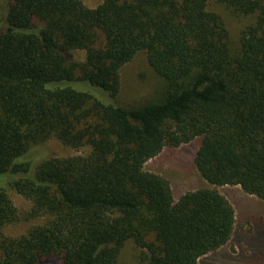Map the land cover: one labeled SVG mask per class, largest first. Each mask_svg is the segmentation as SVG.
I'll return each mask as SVG.
<instances>
[{
  "label": "trees",
  "instance_id": "trees-1",
  "mask_svg": "<svg viewBox=\"0 0 264 264\" xmlns=\"http://www.w3.org/2000/svg\"><path fill=\"white\" fill-rule=\"evenodd\" d=\"M210 0H8L0 29V264H197L231 238L234 209L214 188L176 200L143 165L165 146L197 141L193 165L212 186L264 201V0H216L254 16L238 49ZM84 51L82 61L73 51ZM138 51L167 85L162 99L115 104L119 69ZM55 137L85 155L33 166ZM12 189L46 216L25 235Z\"/></svg>",
  "mask_w": 264,
  "mask_h": 264
},
{
  "label": "rangeland",
  "instance_id": "rangeland-1",
  "mask_svg": "<svg viewBox=\"0 0 264 264\" xmlns=\"http://www.w3.org/2000/svg\"><path fill=\"white\" fill-rule=\"evenodd\" d=\"M7 1L0 0V29L8 7ZM80 1L90 9L101 2V0ZM207 8L220 16L228 32L232 49H238L241 33L245 26L254 21V16L236 13L216 0H210ZM73 55L76 60L82 61L85 53L74 50ZM166 88V82L149 67L145 51H138L119 69V89L115 104L131 107L159 101L165 94ZM197 144V141H192L178 147L165 146L157 156L146 161L143 168L167 180L175 200L188 191L214 188L233 207L235 223L230 240L217 251L201 257L197 264H264V201L243 192L239 186H212L205 182L193 165ZM88 152V147L74 149L62 145L55 137H50L32 145L24 158L36 166L46 159L85 155ZM7 194L16 209L17 219L1 227L5 236L25 235L30 228L44 223L46 216H28L32 206L30 200L12 189H7ZM139 257L140 249L131 241H127L116 264H139Z\"/></svg>",
  "mask_w": 264,
  "mask_h": 264
}]
</instances>
